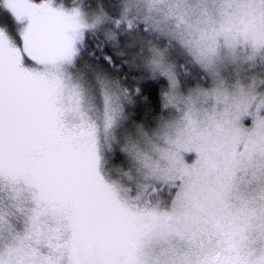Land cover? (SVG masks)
<instances>
[{
  "label": "snow or ice",
  "instance_id": "1",
  "mask_svg": "<svg viewBox=\"0 0 264 264\" xmlns=\"http://www.w3.org/2000/svg\"><path fill=\"white\" fill-rule=\"evenodd\" d=\"M0 16V264H264V0ZM105 44L162 85L151 121Z\"/></svg>",
  "mask_w": 264,
  "mask_h": 264
},
{
  "label": "trees",
  "instance_id": "2",
  "mask_svg": "<svg viewBox=\"0 0 264 264\" xmlns=\"http://www.w3.org/2000/svg\"><path fill=\"white\" fill-rule=\"evenodd\" d=\"M5 21H7L9 23V25L11 26L12 21L10 18L5 17ZM102 39H103V37H101V40ZM94 43H95V41L90 40V47H92L93 50H95L94 49ZM103 47H104V52L107 55L112 56L114 62L116 63V71L112 72V69H110L108 67L107 63H102L101 65H103V67L105 69H107L108 71L112 72V74L114 76H116L117 78H120V79H123L125 77L127 78V76H126L127 72L125 73V66L124 65L121 66L122 58L119 57L116 52L114 53L110 49L109 44H105V45H103ZM97 55H99V53H97ZM132 75H136L135 77H138L139 73L133 72ZM140 78H141V76L139 77V79ZM132 83H133V85H132L131 89L135 88L137 85L140 86L143 94L145 96L149 97V100L152 102V107L149 108L145 105L143 99L141 98L140 100H138V102L135 105L132 106V115L135 118V123L141 124V123L149 122L152 119H154V117L151 116L150 113L155 111L156 102L159 98L160 89H161L162 85L156 81H152V80H149L147 78H145L142 82H138L136 80H133Z\"/></svg>",
  "mask_w": 264,
  "mask_h": 264
},
{
  "label": "rangeland",
  "instance_id": "3",
  "mask_svg": "<svg viewBox=\"0 0 264 264\" xmlns=\"http://www.w3.org/2000/svg\"><path fill=\"white\" fill-rule=\"evenodd\" d=\"M109 0H105V3H108ZM9 20V19H8ZM10 21V20H9ZM0 25H4V26H9V23L7 21H5V17L3 16H0ZM109 47L110 49L115 53L116 50L112 47L111 44H109ZM117 53V52H116ZM87 59V58H86ZM103 67V65H101ZM125 66V73H126V76H127V79H126V82L124 84L125 87L131 89L132 85H133V80H136L138 82H142L144 79H139V77L141 76L140 72L138 69H135V68H129L127 65H124ZM121 67V66H120ZM133 72L135 73H139V76L138 77H135L136 75H132Z\"/></svg>",
  "mask_w": 264,
  "mask_h": 264
}]
</instances>
